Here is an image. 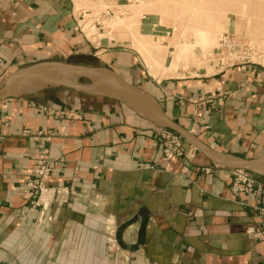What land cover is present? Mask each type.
<instances>
[{"label": "crops", "instance_id": "crops-1", "mask_svg": "<svg viewBox=\"0 0 264 264\" xmlns=\"http://www.w3.org/2000/svg\"><path fill=\"white\" fill-rule=\"evenodd\" d=\"M73 18L71 0H0V85L32 63L96 56ZM129 75L209 148L264 154L262 69L154 80L135 66ZM0 129V264H264L252 195L232 190L229 169L189 143L188 171L159 161V125L131 106L47 86L1 99ZM41 149L57 163L48 183L68 193L30 213L19 191ZM109 235L116 254L104 250Z\"/></svg>", "mask_w": 264, "mask_h": 264}, {"label": "rangeland", "instance_id": "rangeland-1", "mask_svg": "<svg viewBox=\"0 0 264 264\" xmlns=\"http://www.w3.org/2000/svg\"><path fill=\"white\" fill-rule=\"evenodd\" d=\"M71 3L74 28L92 47V52H99L96 56L89 54L85 63L75 64L103 66L113 71L115 68L127 82L135 66L154 80L191 75L197 70L212 76L236 67L245 70L258 67L264 71V0H71ZM202 34L207 35L204 42L200 41ZM129 55L138 60L135 65L127 63ZM74 80L83 85L95 83L85 76H76ZM173 132L183 151L181 157L173 159L181 161V170L186 172L189 167L184 146L188 142ZM158 149L159 161L163 162L160 138ZM226 169L232 181V173L240 168ZM25 205L30 213L38 210L31 209L27 200ZM103 247L108 254L121 249L119 246L109 251L105 244Z\"/></svg>", "mask_w": 264, "mask_h": 264}, {"label": "water", "instance_id": "water-1", "mask_svg": "<svg viewBox=\"0 0 264 264\" xmlns=\"http://www.w3.org/2000/svg\"><path fill=\"white\" fill-rule=\"evenodd\" d=\"M76 76L92 78L95 82L112 85L106 90L92 89L74 80ZM61 86L85 93L108 96L131 106L161 127L175 131L189 144L195 146L212 164L224 168H240L264 175V154L257 158H244L217 152L203 144L188 129L171 119L144 91L124 80L115 71L93 65L74 64L58 60L40 61L12 71L0 85V100L40 89Z\"/></svg>", "mask_w": 264, "mask_h": 264}, {"label": "built area", "instance_id": "built-area-1", "mask_svg": "<svg viewBox=\"0 0 264 264\" xmlns=\"http://www.w3.org/2000/svg\"><path fill=\"white\" fill-rule=\"evenodd\" d=\"M30 130H23L22 134H29ZM4 134L0 129V137ZM160 138L161 159L163 162L179 158L182 156V145L178 136L171 130L160 128L157 132ZM56 162L51 159L46 149L38 151L33 160V165L29 168L25 178L21 183V195L29 202L31 209H41L48 203L54 201L57 196L68 193L67 188L63 186L49 185L48 181L53 174ZM187 170V168H183ZM232 188L234 191L248 192L253 197L252 210L264 222V179L249 170H235L232 173ZM259 223V224H260ZM252 236L258 240L264 241V225L258 227L252 232ZM105 247L109 251L117 250L119 242L115 236H106L104 240Z\"/></svg>", "mask_w": 264, "mask_h": 264}, {"label": "bare ground", "instance_id": "bare-ground-1", "mask_svg": "<svg viewBox=\"0 0 264 264\" xmlns=\"http://www.w3.org/2000/svg\"><path fill=\"white\" fill-rule=\"evenodd\" d=\"M207 35L206 34H202L200 35V41L204 42L206 40ZM199 41V40H198ZM147 61V60H146ZM148 63V62H147ZM148 66V65H147ZM92 89H97V90H106L109 89L110 84L107 83H103V82H95L93 84L89 85Z\"/></svg>", "mask_w": 264, "mask_h": 264}]
</instances>
